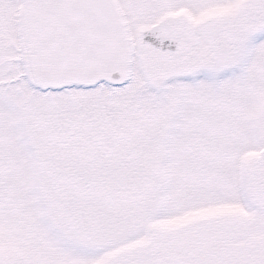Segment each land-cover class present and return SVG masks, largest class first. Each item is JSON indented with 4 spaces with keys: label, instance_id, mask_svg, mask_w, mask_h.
Listing matches in <instances>:
<instances>
[{
    "label": "snow or ice",
    "instance_id": "1",
    "mask_svg": "<svg viewBox=\"0 0 264 264\" xmlns=\"http://www.w3.org/2000/svg\"><path fill=\"white\" fill-rule=\"evenodd\" d=\"M0 264H264V0H0Z\"/></svg>",
    "mask_w": 264,
    "mask_h": 264
}]
</instances>
